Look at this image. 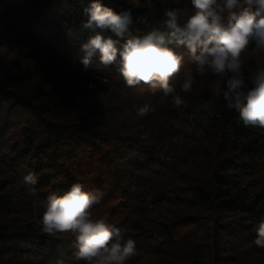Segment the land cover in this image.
I'll use <instances>...</instances> for the list:
<instances>
[{
  "label": "trees",
  "instance_id": "16d2710c",
  "mask_svg": "<svg viewBox=\"0 0 264 264\" xmlns=\"http://www.w3.org/2000/svg\"><path fill=\"white\" fill-rule=\"evenodd\" d=\"M21 1L0 0V6L10 8ZM91 2L35 1L36 20L43 30L36 43L79 69L55 86V101L72 120L55 121L40 102L51 76L30 91L0 77V164L22 182L24 175L34 172L38 177L35 198L43 203L49 194L62 195L74 183L101 193L102 201L93 205L90 217L126 229L125 239L135 241V253L126 264H264V249L253 242L254 225L264 219V187L238 185L247 175L264 173V129L244 126L239 114L227 108L223 95L215 93L213 83L221 78L210 72L196 74L183 48L180 71L170 78L185 101L180 107L171 96L154 93L147 85L127 87L114 65L100 64L98 54L89 70L82 71L78 50L91 35L81 27L86 19L82 13ZM101 2L117 12L130 9L136 35L163 29L164 9H181V23L194 11L191 0L160 1L153 6H136L131 0ZM218 2L223 5L224 0ZM254 48L252 41L242 58L258 52ZM63 69L58 67L59 73ZM186 71L195 77L187 93L180 88ZM208 101L217 112L195 148L197 159H182L187 174L179 169L183 177L174 189L144 198L138 171L152 157L150 139L160 141L168 130L158 115L169 116L179 108ZM144 104L155 110L141 118L136 109ZM169 204L194 208L173 216L151 215L154 207ZM42 215H23L10 195L0 193V264H83L73 256L76 234L49 236L41 230ZM45 249L43 260L29 256Z\"/></svg>",
  "mask_w": 264,
  "mask_h": 264
},
{
  "label": "clouds",
  "instance_id": "9594fccd",
  "mask_svg": "<svg viewBox=\"0 0 264 264\" xmlns=\"http://www.w3.org/2000/svg\"><path fill=\"white\" fill-rule=\"evenodd\" d=\"M191 5L194 11L183 23L181 9H164L163 29L136 35L130 9L117 12L101 0H92L82 13L86 19L81 27L91 35L78 50L81 70L88 71L98 54L100 64L114 65L127 87L147 85L154 93L171 96L180 107L185 101L170 78L180 71L184 57L179 50L183 48L196 74L210 72L222 79L226 106L239 114L244 126L264 129V67L246 75L242 58L252 41L254 50L264 53V0H224L223 5L218 0H191ZM194 82L193 73L186 71L181 91L190 92ZM154 110L144 104L136 115L143 118ZM23 183L28 195L35 197L36 174L24 175ZM101 201V193L85 191L80 183L72 184L62 195L51 193L40 219L41 230L49 236L75 233L73 256L83 264H126L135 253V241L125 239L126 229L91 219L90 209ZM254 231V244L264 249V219L254 225Z\"/></svg>",
  "mask_w": 264,
  "mask_h": 264
},
{
  "label": "rangeland",
  "instance_id": "374dc122",
  "mask_svg": "<svg viewBox=\"0 0 264 264\" xmlns=\"http://www.w3.org/2000/svg\"><path fill=\"white\" fill-rule=\"evenodd\" d=\"M35 1L22 0L10 8L0 6V77L19 90L30 91L38 88L43 78L51 76L50 85L46 87V95L40 102L50 109L48 116L57 122L68 123L72 120V115L57 105L55 86L66 82L68 77L79 69L70 62L52 57L36 43L37 39L42 38L43 30L39 29L41 24L36 20L39 11L35 8ZM160 1L168 0H131L136 6H153ZM243 59L246 75L258 67H264V53H248ZM58 67L64 68V71L59 73ZM213 88L216 95L220 96L225 90L222 79L215 81ZM216 112L214 103L208 101L179 108L169 116L158 115L159 120H162V126H166L168 130L161 134L160 141L150 139L152 157L144 168L138 171L140 194H143L144 198L149 195V198L153 199V196L159 193L174 189L177 179L183 177L178 173L179 169L183 174H187V170L181 167L182 159L185 156L191 160L197 159L195 148ZM238 185L264 187V173L247 175ZM0 193L10 195L23 215L34 214L36 217L45 210V203L30 197L23 182L3 164H0ZM192 208L194 206L191 204L187 206L169 204L167 208L154 207L151 215L173 216ZM45 252L46 249L41 254L33 253L29 256L34 260H43Z\"/></svg>",
  "mask_w": 264,
  "mask_h": 264
}]
</instances>
